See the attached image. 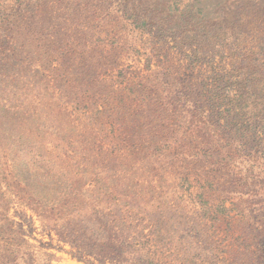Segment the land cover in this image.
I'll return each instance as SVG.
<instances>
[{
  "label": "rangeland",
  "instance_id": "obj_1",
  "mask_svg": "<svg viewBox=\"0 0 264 264\" xmlns=\"http://www.w3.org/2000/svg\"><path fill=\"white\" fill-rule=\"evenodd\" d=\"M259 43V0H0V264H264Z\"/></svg>",
  "mask_w": 264,
  "mask_h": 264
},
{
  "label": "trees",
  "instance_id": "obj_2",
  "mask_svg": "<svg viewBox=\"0 0 264 264\" xmlns=\"http://www.w3.org/2000/svg\"><path fill=\"white\" fill-rule=\"evenodd\" d=\"M261 1L264 2V0H259V3H261ZM261 38V37H260ZM260 45H264V43H259ZM254 47H247V46H237L236 48H234V51L225 54L228 55H224V49H221L216 51V53L214 52L213 54L209 53V51H205V57H208V61L212 62L213 59H215L217 55V52H220L219 54H221L222 56L224 55L225 59H231V67L240 74L241 79L239 81L236 82V93H235V97L233 98L234 100H237V104L239 106H248V103H246L247 101V97H245L248 93V89L252 84H256V81L252 79V77H249L248 74H244V72L246 73V71H250V73H253L250 69L251 66V60H249L247 57L249 56V54H247V52H250V55L252 53H254ZM211 59V60H210ZM253 60L255 61L256 58H253ZM225 71H222V75L218 73H215V78L212 82L214 83H210L211 88L208 89L207 92V96L209 98V100L211 102H213L214 104L219 102V98H220V94L218 92V89H222L224 87L228 86V81L230 79L228 73H224ZM258 82V81H257ZM222 96V95H221ZM228 94H224L222 96V98L225 100L228 99Z\"/></svg>",
  "mask_w": 264,
  "mask_h": 264
}]
</instances>
